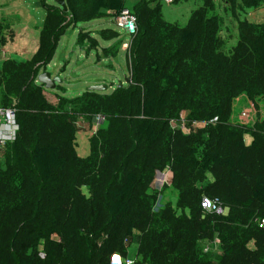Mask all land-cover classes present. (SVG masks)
<instances>
[{
  "label": "trees",
  "instance_id": "1",
  "mask_svg": "<svg viewBox=\"0 0 264 264\" xmlns=\"http://www.w3.org/2000/svg\"><path fill=\"white\" fill-rule=\"evenodd\" d=\"M40 1L46 15L36 51L0 68V108L14 112L17 127L0 159V264H110L135 238L133 264H264V119L232 121L237 97L256 109L264 98V19L249 16L264 0H198L185 24L167 19L161 0H139L126 84L56 103L37 76L60 37L127 6L66 0L65 11ZM4 23L3 44L13 37ZM99 36L117 39L102 50L116 56L120 32L103 28ZM77 42L99 47L91 30ZM183 112L188 131L176 124ZM97 115L106 124L81 156L76 121ZM157 170H170L177 193L158 209L165 188L152 189ZM203 196L222 211L204 209Z\"/></svg>",
  "mask_w": 264,
  "mask_h": 264
},
{
  "label": "rangeland",
  "instance_id": "2",
  "mask_svg": "<svg viewBox=\"0 0 264 264\" xmlns=\"http://www.w3.org/2000/svg\"><path fill=\"white\" fill-rule=\"evenodd\" d=\"M139 0H126V6L133 8ZM150 4L156 2V0H146ZM197 2L195 7L199 4L198 0H189ZM55 2V1H54ZM136 2V3H135ZM233 3V0H229ZM189 2L176 1L173 3L162 2V9L167 19L172 21H178L181 24H185L188 20L190 12H188L187 6ZM260 13V14H259ZM254 16V15H253ZM255 16L263 18V11L257 10ZM258 18V17H255ZM103 22H102V21ZM5 22V21H4ZM4 24L8 23L5 22ZM10 26V25H9ZM99 27L113 28L120 32V42L116 44L118 52L116 56H112L111 60H104L102 64L97 63L98 52L103 53V47L112 45L117 42L114 40H103L97 30ZM9 28V27H8ZM84 28V29H83ZM91 29L92 35L99 40V47L97 49H88V43L80 45L77 42L79 32L81 30ZM233 35H236L235 27H232ZM131 38L129 34L124 32L117 26L112 18L93 19L91 21L79 22L75 27H70L61 37L56 49L55 55L51 62L48 64V70L52 77H57L59 80L57 84L60 85L55 88H46L45 94L48 100L52 103H56L60 95L67 98H73L80 95L84 90L88 89L91 85L103 84L106 86L104 91L111 92L115 87L120 84H126V78L129 76V62L127 57V50L130 44ZM119 41V40H118ZM259 106L261 112L257 113V109L254 104L250 103L245 96L240 99H235L234 110L232 114V121L240 125L252 126L257 118L264 119V99L259 100ZM0 108V159L3 157V152L6 148V143L13 140L16 126L13 120L7 114V111ZM187 113L181 114V120L176 124L183 128L185 131L189 130V125L186 120ZM79 131L77 132V150L81 156H87L89 154V135L96 132L101 126H104L106 122L102 120L100 124H97L95 117H79L76 121ZM202 122L194 123V126H202ZM251 135L247 133L245 138ZM249 140V139H248ZM172 173L170 170H166L163 174L154 175L152 182V189L162 190L163 195L159 197V202L156 209L167 201L171 200L175 203L176 190L171 186Z\"/></svg>",
  "mask_w": 264,
  "mask_h": 264
},
{
  "label": "crops",
  "instance_id": "3",
  "mask_svg": "<svg viewBox=\"0 0 264 264\" xmlns=\"http://www.w3.org/2000/svg\"><path fill=\"white\" fill-rule=\"evenodd\" d=\"M46 2L55 3L54 0H46ZM183 2H189V5L187 6L188 12H190L195 7L194 5L197 4V2H192V1H183ZM155 3L156 2H154L151 5H154ZM127 8L132 9L131 7H128V6ZM257 10L263 11L262 19H264V4L256 9L250 10L249 16L252 19H254L255 12ZM45 15H46V10L40 0H0V19L2 21L7 22L13 31L12 39H10L4 44L0 42V68L3 62L9 58L20 61V60H26L32 57V55L34 54V52L36 51L38 47L39 32L43 25ZM255 17H258V18H255L257 20L261 19L260 16H255ZM103 18H112L114 21V17H111V16H105V17H101L97 19H103ZM103 28L105 27L98 28L97 30L98 34H99V31ZM88 30H91V29H88ZM115 43H113L112 45H114ZM106 47H109V46H106ZM98 54L101 55L100 59H98L97 57L98 59L97 63H100V64H102V61L104 60L110 61L112 58V56H109V57L103 56L101 52L100 53L98 52ZM44 71H49L48 65L45 68H42L39 73H42ZM52 75H53V72H52ZM243 96L245 95H241L237 97V99L243 98ZM260 99H264V98H260ZM247 100L253 104V102H251L248 98ZM259 100H258L257 113L261 112V109L259 106L260 104ZM250 139L251 137L248 136L246 141L249 142ZM136 251H137V239L135 238L133 243L128 248L127 255L123 257V259L127 258V259L134 261L136 259ZM219 252L220 250H216V253H219Z\"/></svg>",
  "mask_w": 264,
  "mask_h": 264
},
{
  "label": "built area",
  "instance_id": "4",
  "mask_svg": "<svg viewBox=\"0 0 264 264\" xmlns=\"http://www.w3.org/2000/svg\"><path fill=\"white\" fill-rule=\"evenodd\" d=\"M161 1L166 2L168 4L175 2V0H161ZM115 22L117 26L120 27L122 30H124V32L129 34V36H131L137 28L136 15L129 8L123 9L119 15L115 16ZM6 112L15 124L14 112L11 109H8ZM102 120H104V117L102 115H97L95 117V121L97 122V124H100ZM201 206L207 210L217 209L218 211H222L220 207H217L215 201L207 196L202 197ZM215 242L218 243L217 241ZM209 249H210V245L208 244L206 245L205 250H209ZM133 262H134L133 260L127 258L123 259V257H121L118 254H114L110 260V264H133Z\"/></svg>",
  "mask_w": 264,
  "mask_h": 264
},
{
  "label": "water",
  "instance_id": "5",
  "mask_svg": "<svg viewBox=\"0 0 264 264\" xmlns=\"http://www.w3.org/2000/svg\"><path fill=\"white\" fill-rule=\"evenodd\" d=\"M54 1L65 11L68 10L66 0H54ZM37 79L40 83H43L46 88H55L57 85V81L59 80L57 77H52L49 71H44L42 73H39L37 76ZM88 89L96 90V91H104L106 89V86L103 84H95V85H91ZM159 174L162 175L163 172H161L160 170H157L156 175H159Z\"/></svg>",
  "mask_w": 264,
  "mask_h": 264
}]
</instances>
